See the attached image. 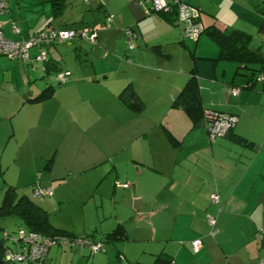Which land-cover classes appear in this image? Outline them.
Returning <instances> with one entry per match:
<instances>
[{
	"label": "crops",
	"instance_id": "crops-1",
	"mask_svg": "<svg viewBox=\"0 0 264 264\" xmlns=\"http://www.w3.org/2000/svg\"><path fill=\"white\" fill-rule=\"evenodd\" d=\"M184 1L199 8L203 28L239 31L248 37L250 50L264 55V31L259 30L264 23L262 0ZM5 5L0 22L4 37L11 40H25L49 28L97 30L95 44L72 39L45 45L49 59L44 63L0 58V72L6 68L0 73V98H19L26 116L57 91L30 102L51 85L40 81L35 88L28 86L23 69L38 66L42 74L53 76L68 69L60 64L65 47L80 44L74 52L85 54L89 45L92 53L89 64L79 56L74 60L84 71L60 89V108L69 109L68 116L35 117L19 127L28 139L51 128L58 132L54 142L65 148V168L32 184L48 183L55 190L70 180L74 195L96 202L102 211L98 226L88 222L62 230L98 239L122 227L123 235L95 253L82 246L51 247L43 264H259L258 233L264 228V64L220 59L218 45L206 33L195 41L185 38L174 13H145L141 0H40L37 10L42 16L32 13L27 19L14 16L17 11L7 0ZM107 15L112 16L109 25ZM12 25L18 33L12 32ZM125 28L135 37L126 36ZM128 44L134 48L127 49ZM38 51L33 48L31 53ZM192 74L204 111L237 118L225 136L211 139L204 116L194 124L183 109L171 105ZM82 81L95 82L92 90L97 95L91 96ZM127 84L144 103L140 114L118 99ZM25 88L26 97L20 94ZM233 88L238 90L235 96ZM10 119L0 126V137L16 135ZM213 193L217 204L210 202ZM208 215L216 219L213 227ZM198 238L202 243L194 251L191 241Z\"/></svg>",
	"mask_w": 264,
	"mask_h": 264
},
{
	"label": "rangeland",
	"instance_id": "rangeland-1",
	"mask_svg": "<svg viewBox=\"0 0 264 264\" xmlns=\"http://www.w3.org/2000/svg\"><path fill=\"white\" fill-rule=\"evenodd\" d=\"M9 3L11 7L13 6V10L17 11L14 16L18 14L24 19H27V16L32 13H37L39 16H42V12L37 10V7L41 6L40 0H7V5H9ZM85 19V23H89L90 20L87 21V19L91 18L86 16ZM78 45L80 44L69 45L68 47H65L68 50H61L60 56L62 61H60V64L63 68L68 67L71 73L68 82L64 85L58 86L52 74H42L41 71L38 70V66L36 67V70H32L31 68H26L25 70L23 69L24 73L25 71L27 72L26 76L30 80L28 81V86H33L32 88H35L39 85L40 81H42L45 86L47 84L51 85L55 87L54 91H57L51 99L46 101L47 103H38L35 105V108H30L33 109L30 115H22L26 108H21L19 104L20 101L18 100L19 98L17 99L16 96L3 95L2 98H0V126L6 124V122H9L12 116L13 124H16L17 127L16 135L9 136L8 134L0 137V203L5 188L11 185L18 195L28 196L35 203V205L44 209L48 214L51 226L59 230L64 229V227L72 228L74 225L83 227V224H85V226H87L88 222H95V226H98L97 223H99V221L102 219V211L101 209H97L96 202H88L74 195L73 192H71V186L73 184L70 180L55 190L49 188L48 183H42L45 188L51 191L49 195L40 196L34 194L33 187L36 184L33 185L31 181L34 180L35 182H38L42 179H46L48 178L50 171L65 168V163L62 160L67 159L66 153H64L65 148L62 150L60 148L61 146L54 142L55 137L58 136V132L53 131L51 128L44 129L39 136L34 137L32 135V137L28 139L24 134H22L19 124L21 122L32 121L35 117H40L41 120H44V118L50 120V118H52V114L53 117L57 119H65V116H68L67 111H69V109L60 108L61 102L59 101L62 95L60 89L63 90L66 88L74 80H76L75 77L77 75L83 73L84 69L78 70V68L74 66V60L78 56L81 60L86 62L85 64H89V62L92 60V58H90L92 53L90 54L89 52V45L87 46L88 48H86L87 53L84 54L83 52L79 53V51H77L76 54L74 49ZM0 58L5 62H8L9 60L6 57ZM10 66L11 65L9 64L7 67V70L9 71L11 70ZM5 69L6 68L4 67L1 68V72L5 73ZM16 70L17 69L11 72ZM80 83L90 86H87L86 88H88V91L93 93L92 89L93 86H95L93 83L95 82L86 83L82 81ZM94 88H97L96 92H98V87ZM99 88L101 90L102 87ZM26 90L27 88L20 91V94L24 95V97L27 95L25 92ZM96 95L97 93H93L91 96ZM18 112L19 115H16ZM20 116H22V121H20ZM104 116L105 115L102 114V118ZM67 118H73V116H69ZM97 130L100 131L101 128H98ZM90 148L92 149V146ZM40 156L43 158L41 159ZM54 157L55 163L53 164ZM60 195L66 196L60 197ZM19 227L20 223L16 217L8 216L5 218H0V236L2 231H6L11 235L12 238H16ZM7 244L9 245V243ZM8 264H25V262H10Z\"/></svg>",
	"mask_w": 264,
	"mask_h": 264
},
{
	"label": "built area",
	"instance_id": "built-area-1",
	"mask_svg": "<svg viewBox=\"0 0 264 264\" xmlns=\"http://www.w3.org/2000/svg\"><path fill=\"white\" fill-rule=\"evenodd\" d=\"M145 13L152 14H175V23L180 27L182 35L185 38L195 41L198 36L203 33V26L200 22V10L196 6L184 0H141ZM6 0H0V15L6 12ZM111 15H107L106 22L108 25L111 22ZM13 33H18L19 28L12 25ZM124 33L129 38H134L135 35L131 28H125ZM79 39L88 41L90 44H95L97 40V30L95 27L86 28H49L33 33L25 40H11L3 35L2 25L0 22V56L10 60H22L25 63L31 61L44 62L47 59V54L43 49L44 44L62 43L66 40ZM33 48L39 51L35 54L31 53ZM134 46L128 44L127 49L131 50ZM107 51H104L102 56H106ZM71 73L67 70H62L54 74L55 80L59 84L68 82ZM236 88L231 89L232 95H237ZM204 117L207 121L210 138L216 136H225L234 126L237 118L232 115L223 114L215 110H205ZM123 187L128 186L127 183L122 184ZM35 195L45 196L51 192L40 184L33 187ZM210 202L217 204L218 196L216 193L211 194ZM215 217L208 215L207 221L210 227L215 224ZM260 249L262 257L259 259V264H264V228L259 230ZM0 239L10 243V246H4L3 257L7 262H22L28 264H42L43 260L51 247H87L90 253L100 251L104 247L102 242H93L90 239L70 236L68 234H55L46 236L35 231H29L23 228H18L17 237L12 238L9 233L2 231ZM201 239L191 241V246L194 251H197L201 246Z\"/></svg>",
	"mask_w": 264,
	"mask_h": 264
},
{
	"label": "trees",
	"instance_id": "trees-1",
	"mask_svg": "<svg viewBox=\"0 0 264 264\" xmlns=\"http://www.w3.org/2000/svg\"><path fill=\"white\" fill-rule=\"evenodd\" d=\"M260 2L262 4V8H264V0ZM259 30L264 31V23H262ZM203 33H206L218 45L220 59L234 60L239 65L253 63V64H257L259 67H262L261 65L264 64V55H262L259 51H252L248 48L249 40L248 37L245 36V34L236 30H220L215 26H209L207 28H204ZM52 44H58V43H52ZM52 44H44V46L52 45ZM46 57L47 60L44 62L48 61L49 59L48 54ZM64 70L67 71L68 69H64ZM59 71L62 70L55 71L53 73V77L54 74ZM56 84L58 86L64 85V84H59L57 82ZM53 91H54L53 86H48L44 90H42L37 97L29 101L39 102L43 99L50 97ZM117 96L118 99L128 108H130L134 113L140 114L143 111L144 103L140 99V97L138 96L137 92L134 90L131 84H127L118 93ZM171 105L173 107H180L181 109H183L186 115L188 116V118L194 124L198 123L202 119V117L204 116V108L202 106L200 90L197 80L195 78V74H192V76L188 79L186 84L182 87V89L179 91L177 96L173 99ZM168 137L172 143L175 141L171 136L168 135ZM8 216L16 217V219L20 223L19 228H23L29 231H35L46 236H52L58 233L68 234L70 236H73L63 230L53 228L49 222L47 212L41 207L35 205V203L28 196L18 195L12 186L5 188L0 203V218H5ZM121 235H123V228L118 227L112 230L111 232L107 233L105 236H101L98 239L91 238L89 236L80 237V238H85V239L88 238L93 242H102L105 245L107 243L112 242L114 239L118 237L122 238ZM7 243L9 242L0 239V264L9 263L4 259L2 254L3 253L2 250L4 246H10V243L9 245Z\"/></svg>",
	"mask_w": 264,
	"mask_h": 264
}]
</instances>
